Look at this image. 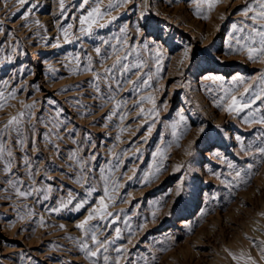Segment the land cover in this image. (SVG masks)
I'll return each instance as SVG.
<instances>
[{
    "label": "rangeland",
    "instance_id": "rangeland-1",
    "mask_svg": "<svg viewBox=\"0 0 264 264\" xmlns=\"http://www.w3.org/2000/svg\"><path fill=\"white\" fill-rule=\"evenodd\" d=\"M261 2L0 0V264H264Z\"/></svg>",
    "mask_w": 264,
    "mask_h": 264
},
{
    "label": "snow or ice",
    "instance_id": "snow-or-ice-1",
    "mask_svg": "<svg viewBox=\"0 0 264 264\" xmlns=\"http://www.w3.org/2000/svg\"><path fill=\"white\" fill-rule=\"evenodd\" d=\"M125 2H127V0H125ZM205 2L208 3L209 8L211 9L214 6L218 5L221 2V0H205ZM20 3L23 4L24 0H20ZM61 6L63 7V0H61ZM252 10H253L252 6H248L245 9L242 10V14L244 16H248V13L251 12ZM103 15H104V13L101 12V9L99 7H96V8H94L92 10V12H90L88 14V16L85 18V21L91 20L93 23H95L96 22V18L97 17L102 18ZM205 18H207V17H205ZM251 19L253 21H256L257 19H259L260 21H264V2L260 3V11L256 14V16L251 17ZM85 21H81V23H84ZM90 27H91V24L89 25V28ZM232 28L234 30H241L242 31V29H237V25L236 24H233ZM251 31L255 32L256 35L260 37V40H259V53H264V27H262L260 29L252 28ZM238 43H239V41H238ZM241 47H243V45H241ZM248 50H249V58L250 59L254 58L255 50L252 49V48H249ZM96 51L99 52V49H96ZM185 56H187V53H185ZM117 63L118 64L120 63L119 58L117 59ZM106 71H109V70H106ZM262 83H264V81H262ZM240 104H241V101H239L235 97H233L234 108L230 109V110H238V107H236V106H239ZM13 120H15V118H13ZM9 123L11 124L12 121H10ZM261 152L264 153V148L261 149ZM237 174L239 175V173H237ZM21 195H26V193H21ZM101 205H102V211L104 213H106L107 215L111 216L112 214L110 212H107V207L108 206H107V204L104 203L103 200H101ZM91 218L92 217L89 216V219H91ZM101 219H103V216H101ZM85 223H87V221H85ZM61 227H63V225H61ZM77 227L83 228L84 224H80ZM116 231H117V233H119V229H116ZM92 239L96 242V244L98 246L101 244V242L98 241L95 236H93ZM262 243H264V242H262ZM116 250L120 251V249H116ZM91 255L95 256L96 252L95 251L91 252Z\"/></svg>",
    "mask_w": 264,
    "mask_h": 264
}]
</instances>
